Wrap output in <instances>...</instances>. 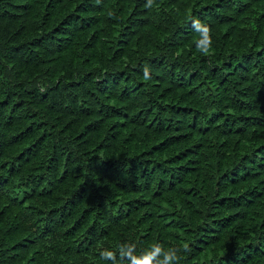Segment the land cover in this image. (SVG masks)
<instances>
[{"label":"trees","instance_id":"1","mask_svg":"<svg viewBox=\"0 0 264 264\" xmlns=\"http://www.w3.org/2000/svg\"><path fill=\"white\" fill-rule=\"evenodd\" d=\"M0 264H264V0H0Z\"/></svg>","mask_w":264,"mask_h":264},{"label":"clouds","instance_id":"2","mask_svg":"<svg viewBox=\"0 0 264 264\" xmlns=\"http://www.w3.org/2000/svg\"><path fill=\"white\" fill-rule=\"evenodd\" d=\"M193 27H195L198 30V32L201 34L202 37L198 42L197 49L202 54L207 55L210 51V47L212 44L211 29L209 26L203 24L199 19H195L193 21ZM148 75H149L148 72L144 71L145 78H148ZM185 247L187 248V245H185Z\"/></svg>","mask_w":264,"mask_h":264}]
</instances>
